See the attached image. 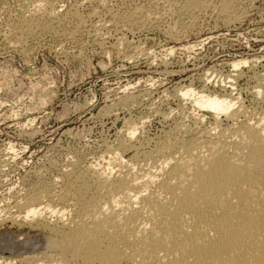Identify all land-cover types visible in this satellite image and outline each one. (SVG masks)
Returning <instances> with one entry per match:
<instances>
[{"label": "rangeland", "instance_id": "1", "mask_svg": "<svg viewBox=\"0 0 264 264\" xmlns=\"http://www.w3.org/2000/svg\"><path fill=\"white\" fill-rule=\"evenodd\" d=\"M221 1L0 0V209L15 213L13 202L24 194L56 191L68 170L104 169L118 140L145 151L176 124L216 131L264 119V0H231L227 10ZM41 2L58 13L74 9L83 23L70 18L65 29L15 41L14 25ZM124 14L132 15L128 22ZM236 59L246 62L232 70ZM186 87L229 92L241 111L215 125L210 110L178 96ZM198 113L202 121L194 122ZM131 122L138 130L129 139ZM111 163L113 170L129 168ZM46 234L6 218L0 248L14 237L35 247Z\"/></svg>", "mask_w": 264, "mask_h": 264}, {"label": "bare ground", "instance_id": "2", "mask_svg": "<svg viewBox=\"0 0 264 264\" xmlns=\"http://www.w3.org/2000/svg\"><path fill=\"white\" fill-rule=\"evenodd\" d=\"M221 2L227 10L231 0ZM41 3L14 25L15 41L65 29L70 18L83 23L74 9L58 13ZM245 62L232 61V70ZM176 91L210 110L215 125L219 116L232 121L241 111L229 92ZM248 119L216 131L176 124L145 151L118 140L104 169L77 167L62 173L56 191L24 194L13 202L15 213L0 209V221L40 226L47 234L35 247L11 237L7 250L0 248V264H264V119ZM193 120L202 121V113ZM128 130L130 139L138 127ZM127 149L132 153L123 160ZM111 162L129 168L113 170Z\"/></svg>", "mask_w": 264, "mask_h": 264}]
</instances>
